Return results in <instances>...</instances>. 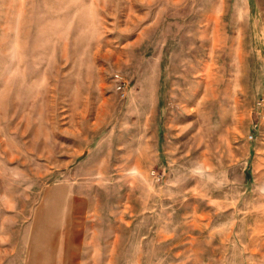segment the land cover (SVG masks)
Returning <instances> with one entry per match:
<instances>
[{
    "label": "rangeland",
    "instance_id": "1",
    "mask_svg": "<svg viewBox=\"0 0 264 264\" xmlns=\"http://www.w3.org/2000/svg\"><path fill=\"white\" fill-rule=\"evenodd\" d=\"M0 264H264V0H0Z\"/></svg>",
    "mask_w": 264,
    "mask_h": 264
},
{
    "label": "built area",
    "instance_id": "2",
    "mask_svg": "<svg viewBox=\"0 0 264 264\" xmlns=\"http://www.w3.org/2000/svg\"><path fill=\"white\" fill-rule=\"evenodd\" d=\"M115 78H118V76H117V75H115ZM117 88H118V89H120V85H118V86H117Z\"/></svg>",
    "mask_w": 264,
    "mask_h": 264
}]
</instances>
